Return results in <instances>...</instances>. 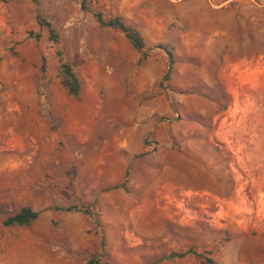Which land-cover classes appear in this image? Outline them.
Instances as JSON below:
<instances>
[{
    "label": "rangeland",
    "instance_id": "rangeland-1",
    "mask_svg": "<svg viewBox=\"0 0 264 264\" xmlns=\"http://www.w3.org/2000/svg\"><path fill=\"white\" fill-rule=\"evenodd\" d=\"M83 1L0 0V264H264V0Z\"/></svg>",
    "mask_w": 264,
    "mask_h": 264
},
{
    "label": "trees",
    "instance_id": "trees-1",
    "mask_svg": "<svg viewBox=\"0 0 264 264\" xmlns=\"http://www.w3.org/2000/svg\"><path fill=\"white\" fill-rule=\"evenodd\" d=\"M85 0L83 1L82 5L84 6ZM94 17L98 24L102 27H109L111 29H115L120 31L124 34L125 38L129 41L132 47L141 53L142 56H146L145 51V43L141 37V35L135 31L133 28L125 25L119 18L114 17L108 20H105L100 13H95ZM37 24L40 28H45L48 32V37L52 41L57 40V33L55 32L54 28L52 27L51 23L46 20L45 18L41 17L40 15L36 16ZM38 37V34L36 35ZM157 48L162 49L168 58V67H170L173 63V53L172 50L167 46H156ZM44 67V66H43ZM59 76H60V83L66 90V92L71 96H76L79 92V83L78 80L72 70V67L62 61L60 59V67H59ZM169 78V68L165 73L164 80ZM39 213L37 211L32 210L30 207H22L14 213L13 215L7 217L3 224L5 226H28L30 225L37 217ZM187 255H198V253L193 249H187L183 252H172L167 257L170 259L174 258H181ZM204 259L209 264H215L211 258L207 256V252H204ZM86 264H107L101 261L98 258H91L89 259Z\"/></svg>",
    "mask_w": 264,
    "mask_h": 264
}]
</instances>
